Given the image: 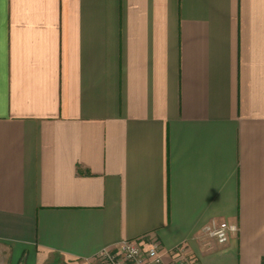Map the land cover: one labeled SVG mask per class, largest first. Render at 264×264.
Listing matches in <instances>:
<instances>
[{
    "label": "crops",
    "instance_id": "0c3cea01",
    "mask_svg": "<svg viewBox=\"0 0 264 264\" xmlns=\"http://www.w3.org/2000/svg\"><path fill=\"white\" fill-rule=\"evenodd\" d=\"M125 240L263 264L264 0H0V264Z\"/></svg>",
    "mask_w": 264,
    "mask_h": 264
},
{
    "label": "built area",
    "instance_id": "2783aa9c",
    "mask_svg": "<svg viewBox=\"0 0 264 264\" xmlns=\"http://www.w3.org/2000/svg\"><path fill=\"white\" fill-rule=\"evenodd\" d=\"M237 226L228 222L212 221L202 229V233L219 245H225L231 234L236 233ZM185 249L178 248L176 259L167 263L163 259L160 245L152 240L148 244L137 241H122L115 246L101 249L94 257L95 264H198L184 255Z\"/></svg>",
    "mask_w": 264,
    "mask_h": 264
},
{
    "label": "rangeland",
    "instance_id": "374dc122",
    "mask_svg": "<svg viewBox=\"0 0 264 264\" xmlns=\"http://www.w3.org/2000/svg\"><path fill=\"white\" fill-rule=\"evenodd\" d=\"M92 264H95V262H93Z\"/></svg>",
    "mask_w": 264,
    "mask_h": 264
},
{
    "label": "trees",
    "instance_id": "16d2710c",
    "mask_svg": "<svg viewBox=\"0 0 264 264\" xmlns=\"http://www.w3.org/2000/svg\"><path fill=\"white\" fill-rule=\"evenodd\" d=\"M263 264H264V262H263Z\"/></svg>",
    "mask_w": 264,
    "mask_h": 264
}]
</instances>
